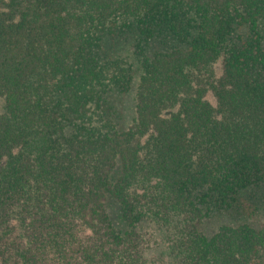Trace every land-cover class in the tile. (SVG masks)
Returning <instances> with one entry per match:
<instances>
[{
	"label": "trees",
	"instance_id": "1",
	"mask_svg": "<svg viewBox=\"0 0 264 264\" xmlns=\"http://www.w3.org/2000/svg\"><path fill=\"white\" fill-rule=\"evenodd\" d=\"M0 264H264V0H0Z\"/></svg>",
	"mask_w": 264,
	"mask_h": 264
},
{
	"label": "rangeland",
	"instance_id": "2",
	"mask_svg": "<svg viewBox=\"0 0 264 264\" xmlns=\"http://www.w3.org/2000/svg\"><path fill=\"white\" fill-rule=\"evenodd\" d=\"M210 99H212V101L214 100L211 95H210Z\"/></svg>",
	"mask_w": 264,
	"mask_h": 264
}]
</instances>
